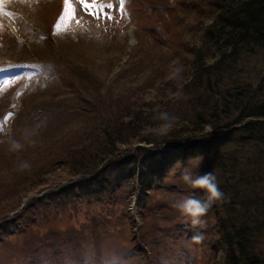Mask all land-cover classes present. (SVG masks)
Instances as JSON below:
<instances>
[{
    "label": "trees",
    "instance_id": "1",
    "mask_svg": "<svg viewBox=\"0 0 264 264\" xmlns=\"http://www.w3.org/2000/svg\"><path fill=\"white\" fill-rule=\"evenodd\" d=\"M153 3L155 10L164 13L167 24H175L166 26L167 44L173 48L170 72L174 79L159 78L156 86L153 81L149 87L152 93L165 90L164 95L160 98L156 95L152 99L155 105L146 108L137 104L120 107L112 96V83L105 85L108 89L105 91L104 82H100L96 99L85 97L87 100L80 99L74 106L82 115L72 122L66 120L64 102L52 104L62 99L58 102L52 101L53 97L46 99L52 106L32 100L28 111L43 109L44 114L36 115L49 117L48 124L44 127L39 124L40 119L32 117L41 134L28 147L21 143L19 130L11 139L0 136V168L5 169L4 176H0V212L7 205L3 203L2 186L7 192L8 187L15 188L14 176L23 175L27 161L32 160L31 166L41 163L45 151L68 140L67 151L51 157L56 162L53 171H65L64 165L72 169L60 174L62 179L57 176L59 183L72 182L73 189L84 190L86 198L97 197L99 201L101 195L129 192V197H135L138 206L145 210L144 214L150 209L148 194L155 187L158 189L157 178L163 181L172 176L167 192L178 197L173 200L175 204L189 196L206 199L204 190L193 188L182 179L185 171L193 178L212 172L224 197L212 204L201 217L200 225L190 229V235L197 233L200 239H191L202 243L201 248L209 250V257L216 256L215 264H264V71L250 79L237 70L248 53L264 52V0H154ZM41 27L40 36L49 35ZM29 29L32 30L30 26ZM170 34L183 36L182 42L175 44ZM34 51L39 57L43 54L51 59L55 44L49 42L45 49ZM50 59L47 63L30 59L44 62L45 68L40 70L37 80L40 83L51 75ZM30 91L39 92V86ZM3 100L9 102L7 97ZM163 114L178 119L165 121L161 119ZM57 116L63 120L53 127L51 122ZM167 123H171L170 129L162 126ZM4 124L1 122L0 133ZM6 143L9 150L4 149ZM76 151L79 157L73 162ZM12 155L17 161L9 158ZM19 183L22 184L21 177ZM68 188L69 185L63 186L62 190L70 191ZM16 203L14 206L19 204ZM23 209L13 218L6 216L7 210L0 214L3 236L6 229L9 236L26 232L27 228L21 229L17 223L32 209L31 204ZM5 216L15 218L14 222L7 221ZM188 223L191 225V220ZM144 235L148 236L147 230L141 237ZM71 241L74 238L68 235L67 243ZM21 246L10 253L9 249L0 250V257H8L9 264H83L75 262L73 247L67 248L72 251L69 261L65 250L57 251L53 245L47 247L39 240H26ZM93 264L104 263L99 256Z\"/></svg>",
    "mask_w": 264,
    "mask_h": 264
},
{
    "label": "rangeland",
    "instance_id": "2",
    "mask_svg": "<svg viewBox=\"0 0 264 264\" xmlns=\"http://www.w3.org/2000/svg\"><path fill=\"white\" fill-rule=\"evenodd\" d=\"M70 2L75 14L60 33L56 32L55 25L65 13V0L0 2V125L3 121L5 123L0 136L11 139L19 130L25 147L31 146L32 141L38 138L41 134L39 124L47 127L49 118H37V113L44 114L43 109L28 111L32 100H38L37 104L51 105V101L46 99L53 97L54 102L62 99L52 104L66 103H63V111L66 120L72 122L81 113L78 114L74 106L80 99L94 97L100 82H104V86L112 83V96L117 98L120 107L137 104L146 108L155 105L152 99L156 95L160 98L165 92H150L153 90L149 88L151 82L154 81L156 86L159 78L174 79L170 72L174 61L170 54L173 48L167 44L169 35L166 27L168 24L173 26L174 22L167 24L164 21V13L154 9V0H87L88 4L114 6L102 9L88 8L82 0ZM41 26L49 35L40 36ZM170 35L175 44L182 42L183 36ZM49 42L55 44L51 59L43 54L37 56L34 50L45 49ZM30 59L44 62L50 59L51 75L43 82L37 80L40 70L45 68L44 62ZM237 70L243 77L251 79L258 76L260 71H264V52L248 53ZM137 74L141 76L134 81ZM145 77L154 79L146 81ZM36 86L40 91L31 93L30 90ZM106 86L103 87L105 91L108 90ZM6 97L9 102L3 100ZM32 117L40 119L41 123L33 125ZM53 120L51 123L55 127L63 118L57 116ZM62 141L54 149L45 151L41 163L31 166L32 160L27 161L23 175L14 176L15 188L8 187L7 192L2 186L3 203L7 205L0 214L7 210L6 216L13 218L29 204L32 209L20 224L17 223L21 229L27 228L22 235L9 236L6 229V236H3L0 230V250L14 252L15 247L21 248L24 241L33 239L47 247L53 245L57 251L65 250L69 261L72 251L67 248L73 247V253L77 255L75 262L82 261L83 264H93L99 256L104 264H139L137 260H141V264H215L216 256L209 257V250L191 239L199 235H190V229L194 228L188 223L191 218L174 207L176 201L174 204L173 200L178 197L167 192L172 182L171 175L163 181L156 179L158 189L155 187L148 194L150 209L145 214L136 198L129 197V192L101 195L100 201L97 197L86 198L85 191L73 189L72 182H58L63 178L60 174L71 171V168L64 165L65 171L52 169L56 162L51 157L55 153L64 154L68 149V140ZM4 149L9 150L7 143ZM74 155L73 162L79 157L78 151ZM9 158L17 159L14 155ZM2 170L5 169L0 168L1 177L4 176ZM58 175L60 179H57ZM20 177L22 184L19 183ZM101 178L104 179L103 175ZM68 185L67 190L70 191L62 190ZM56 191L58 195H55ZM69 192L71 194L67 198ZM17 201L19 204L14 206ZM164 206L166 208L161 210ZM12 218H7V221L14 222L15 218ZM144 230L148 231V236L141 237ZM68 235L74 238L69 244ZM262 244L264 246V238ZM148 250L152 253L149 254ZM0 264H9L8 257H0Z\"/></svg>",
    "mask_w": 264,
    "mask_h": 264
},
{
    "label": "clouds",
    "instance_id": "3",
    "mask_svg": "<svg viewBox=\"0 0 264 264\" xmlns=\"http://www.w3.org/2000/svg\"><path fill=\"white\" fill-rule=\"evenodd\" d=\"M161 119L169 121L170 119L176 120L178 117L169 118L167 114H163ZM162 126L166 129H170L171 123ZM182 179L191 187L204 190L206 192V199L200 200L189 196L178 201L174 207H176L183 215L190 217L193 226L200 225L202 223L201 217L206 215L208 209L214 202L223 199L224 193L220 190L217 178L212 172L193 178L190 172L185 171L182 175ZM193 239L199 240L200 238L194 237Z\"/></svg>",
    "mask_w": 264,
    "mask_h": 264
},
{
    "label": "snow or ice",
    "instance_id": "4",
    "mask_svg": "<svg viewBox=\"0 0 264 264\" xmlns=\"http://www.w3.org/2000/svg\"><path fill=\"white\" fill-rule=\"evenodd\" d=\"M0 2H2V0H0ZM82 2L85 4L86 7L88 8H97V9H102L104 7L107 8H112L114 7L112 4H88L87 0H82ZM121 9L123 10V4L121 3ZM74 8L72 3L70 2V0H65V13L60 17V19L58 20V22L55 25L56 28V32L60 33L62 31L65 30V28L67 27V24L70 22V19L72 16H74ZM94 15L97 13H93ZM107 15V14H106ZM77 23H80L79 21H77Z\"/></svg>",
    "mask_w": 264,
    "mask_h": 264
}]
</instances>
